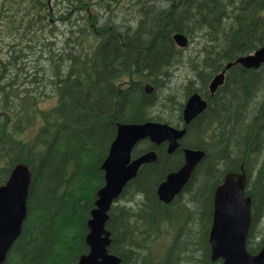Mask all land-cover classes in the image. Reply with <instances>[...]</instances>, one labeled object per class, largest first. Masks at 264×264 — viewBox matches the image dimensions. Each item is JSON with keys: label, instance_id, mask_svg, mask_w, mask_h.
<instances>
[{"label": "trees", "instance_id": "trees-1", "mask_svg": "<svg viewBox=\"0 0 264 264\" xmlns=\"http://www.w3.org/2000/svg\"><path fill=\"white\" fill-rule=\"evenodd\" d=\"M263 45L264 0H0V185L18 162L32 173L26 217L3 264H74L88 251L87 221L117 124L183 127L194 91L207 106L175 151L147 139L133 149L156 158L111 205L108 250L119 264H221L208 241L214 189L227 171H244L246 247L256 253L264 243V62L231 64L214 94L208 83ZM179 70L178 94L169 84ZM47 89L56 100L41 107ZM37 117L32 138H23ZM183 147L205 156L164 203L156 188L183 163Z\"/></svg>", "mask_w": 264, "mask_h": 264}, {"label": "water", "instance_id": "water-1", "mask_svg": "<svg viewBox=\"0 0 264 264\" xmlns=\"http://www.w3.org/2000/svg\"><path fill=\"white\" fill-rule=\"evenodd\" d=\"M174 43L181 48L188 44V38L181 32L172 35ZM264 62V45L253 52L228 62L225 68L215 74L208 83L214 94L224 82L225 69L238 63L244 68H258ZM207 101L197 91L190 93L182 109L183 127L159 121L121 122L110 143L102 162L104 184L97 190L95 206L87 221L85 237L88 251L79 255L74 264H119L120 257L109 252L110 231L106 228L108 211L121 195L124 187L137 174L139 168L156 158L155 150H147L133 156V149L142 140L154 145L166 143L167 152L172 153L188 125L204 111ZM183 163L169 171L158 184L156 194L160 201L170 203L187 184L196 166L205 156L202 148L183 147ZM32 173L28 166L18 162L12 168L6 181L0 185V264H3L12 244L21 232L26 217V200ZM247 176L244 171H227L214 189L213 211L208 241L211 260H221V264H264V243L256 253L246 247L252 220L251 197L245 193Z\"/></svg>", "mask_w": 264, "mask_h": 264}, {"label": "rangeland", "instance_id": "rangeland-1", "mask_svg": "<svg viewBox=\"0 0 264 264\" xmlns=\"http://www.w3.org/2000/svg\"><path fill=\"white\" fill-rule=\"evenodd\" d=\"M184 77L185 76L183 74V71L179 70L178 77L175 80L176 84L171 81L170 84H169V87L179 94L181 92L182 87L179 86L178 83L180 81H182L184 79ZM46 91H47V96L41 101V103H40L41 107H49V106L53 105L55 100H56V97H55V95H54V93L52 91H50L49 89H47ZM38 123H39V118L37 117L33 121V123L30 126L27 127L26 131L23 133V138L31 139L32 136L34 135L36 129H37ZM119 202L120 203H124L123 200H119Z\"/></svg>", "mask_w": 264, "mask_h": 264}]
</instances>
